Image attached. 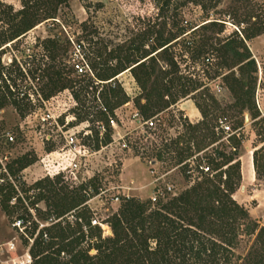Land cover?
<instances>
[{
    "label": "trees",
    "instance_id": "obj_1",
    "mask_svg": "<svg viewBox=\"0 0 264 264\" xmlns=\"http://www.w3.org/2000/svg\"><path fill=\"white\" fill-rule=\"evenodd\" d=\"M71 1L22 0L23 8L20 11L10 9V13L6 14L1 10L0 53L5 51L7 44L19 39L38 24L56 20L60 8L70 6ZM151 1L156 7L155 16H140L138 24L141 27L121 43L115 44L110 39H103L90 18L82 23L83 33L78 44L81 60L84 61L81 66L88 67V71L79 72L76 68L79 64L64 67L53 63L43 70L37 69L42 73L35 72L34 80L30 82L42 85L41 93L45 99L66 89L72 90L78 104L83 101L86 103L87 98L83 100L84 97H81L83 92L88 93L89 88L98 91L102 87L97 96L99 103L93 106L96 112L93 113L91 107H86L85 111L80 109L77 114L81 121H104L108 125L104 141L99 140V131H96L97 148L100 147V142L107 144L111 141V121H116L115 112L131 101L117 81L120 74L126 71L132 73L140 89L133 101L144 120L168 111L181 99L200 89L197 81L182 74L176 60V44L199 29L224 24L220 20L207 18L203 25L190 27L192 23L183 19V9L188 5L194 4L207 9L212 6L213 0ZM86 6L89 9L90 3ZM246 17L247 20L254 18L255 21L248 27L243 26V21L240 22L243 26L241 33L231 34L223 41L221 49L225 58L229 55L232 58L231 63L224 59L223 65L230 70L238 67L240 77L235 73L224 77L226 86L236 98L235 106L239 111L242 114L249 111L257 116L254 86L256 78L253 74L258 71V66L246 43L264 33V21H261V13L255 8ZM148 41L152 44H147ZM53 43L50 39L47 44L44 43L47 52L51 51L50 44ZM191 47L189 46L190 50L193 48ZM50 56L53 61L56 59L52 52ZM207 59L210 60L208 57ZM2 78L3 75L0 81ZM7 80L13 83L8 85L5 82L4 86L0 84V111L13 106L25 117L33 108L32 99L29 93L19 92L20 86L15 79L7 77ZM76 87H80V90L75 91ZM15 88L19 93L12 91ZM97 99L95 96L96 102ZM198 108L206 117L207 114L199 105ZM93 114H97V119H90ZM238 125L242 127L243 122ZM186 126L187 131L183 135L172 139L170 143H163V147L153 155L157 161L168 160L173 166L182 165V171L194 183L176 192L162 189L164 194L155 202L151 198H121L119 210L104 220L113 231L112 236L105 238L101 227L92 226L93 214L87 204L89 196L105 191L104 176L96 174L87 182L72 188L59 175L54 181L45 177L33 185L25 182L19 184V174L35 162V157L26 153L8 162L6 170L9 174L0 185V198L3 208L11 215L20 214L17 218L26 230L31 229V236H35L30 250L33 264H264V227H260L249 211L234 198L242 180L238 154L241 144L237 137L239 131L228 139L233 142V151L227 153L226 150L215 148L197 159L199 174L194 178L190 173L192 167L187 161L194 155L191 144H198L197 152H201L219 138L216 137V125L211 126L205 119L203 123L196 125L186 121ZM203 130L206 132L202 133ZM3 135L6 136V132ZM7 143L15 144L8 140ZM185 143L184 147L182 144ZM133 147L137 148L136 145ZM203 161L206 165L202 164ZM255 164L257 165V161ZM205 168L209 170L206 171ZM58 170L55 171L56 174ZM159 188L157 186L155 190L158 191ZM15 197L17 203L11 206ZM41 200L46 202L45 211L37 207ZM71 212L76 217L74 222L66 220L65 224L52 223ZM46 223L51 224L41 227V224ZM85 226L91 232L93 246L98 249L95 256L90 255V248L82 247L87 234ZM253 236L256 238L250 250L246 254L241 253L239 249L243 237Z\"/></svg>",
    "mask_w": 264,
    "mask_h": 264
},
{
    "label": "rangeland",
    "instance_id": "obj_2",
    "mask_svg": "<svg viewBox=\"0 0 264 264\" xmlns=\"http://www.w3.org/2000/svg\"><path fill=\"white\" fill-rule=\"evenodd\" d=\"M88 3H90L89 9L86 6ZM22 8V0H0V11L3 10L6 14L10 13V9L17 12ZM252 8L261 13V21H264V0H213L212 6L207 9L194 4L183 9V19L185 22L192 23L190 27L203 25L207 18L224 22V24L209 25L207 28L199 29L194 34L186 36L185 40L181 39L175 46L176 60L180 64L182 74L188 79L192 78L197 81L200 84V89L181 99L170 110L152 117L151 119H154L156 124L154 127H149L144 125L145 120L141 114L142 124L139 125L135 121V112L139 111L133 99L140 93V89L132 73L126 71L120 74L117 81L122 85L131 101L116 110L117 127L110 134L111 141L107 144L100 142L99 148H97L96 137V131H99V122L94 120L97 119V114L90 116V119L93 118L94 121L86 122L84 120V123L77 114L80 109L85 111L86 107H91V111L96 112L93 106L99 103L97 96L103 89L102 87L98 91L95 88H89V92H83L81 96L84 97L83 100L87 98L86 103L83 101L79 106H73V100L70 98L72 90L66 89L54 95L53 98L45 99L41 93L42 85L37 82L33 85L30 82L34 80L35 72H37L36 74L42 73L37 69L43 70L53 63L64 67L84 64L78 44L83 33L82 23L84 21L90 18L91 22H94L99 29L103 39H110L115 44L121 43L124 39L133 36L141 27L138 24L140 16H155L157 11L152 1L72 0L70 6L60 8L56 20L44 21L19 39L7 44L5 51L0 53V77L3 75L0 84L4 86L6 82L11 85L13 82L7 80V77L15 79L17 85L20 86L19 92L29 93L33 108L25 117L19 114L13 106H8L0 111V160H2V162L0 161V185L9 174L7 170H4L6 164L26 153L32 154L35 157V162L19 174V184L25 182L28 185H33L45 177L54 181L59 175L63 176L65 182L72 188L81 185L80 181L84 183L96 174H101L104 176L103 188L105 191L93 197L89 196L87 204L93 218L104 221L120 208V201L115 199L116 196L131 195L147 200L154 195L157 186L161 189L167 188L168 185L174 186L173 191L176 192L194 183L191 177H186L182 171V165L173 166L168 160L157 161L153 153L163 147V143H170L172 139L183 135L187 131L186 121L196 125L203 123L205 119L211 126L216 125V137L219 140L201 152H197L198 144H194L195 142L191 144L194 155L187 161L192 167L190 172L192 177L198 176L197 166L199 163L197 159L203 157L205 153L212 152L215 148L226 150L227 153L233 151V142L228 139L236 131H239L237 137L241 144L238 154L241 162L242 180L240 187L234 193V198L249 211L251 217L259 223L260 227H264V33L246 43L257 66L260 63L262 68V73L258 67V71L253 74L256 78L254 86L257 107L255 113L259 114L257 116L249 111L242 114L235 106L236 98L226 86L224 75L231 76L230 73H235L237 77H240L239 68L235 67L230 70L228 66H224V59L231 63L232 58L231 55L225 58L221 50L223 41L228 39L231 34L234 32L240 34L243 26L248 27L255 21L254 18L247 20L246 17ZM0 16H2L1 13ZM242 21L244 22L243 26L239 24ZM49 39L54 42L50 44V52L56 58L54 61L51 59L50 52H47L44 47ZM86 43L84 42V44ZM147 44L150 45L152 42L148 41ZM189 46L193 48L191 47L190 50ZM162 64L166 65L165 62ZM78 90L80 87L75 88V91ZM12 91L19 93L16 88ZM95 96L98 102H96ZM20 97H23V94H20ZM186 100H192L197 108L199 105L207 114L206 117L200 111L202 117L200 121H192L180 107V104ZM50 110L56 117L61 115L57 122L43 121ZM70 116H76L78 120L70 122L68 126L66 117ZM217 117L219 118L217 119ZM242 122L243 126L241 127L238 124ZM101 123L106 124L104 121ZM87 125H90L89 128ZM226 126H229L230 130H227ZM72 127L75 129L74 131H79L76 136L80 142L85 141L91 147L100 149L79 159L77 172L80 181L68 179L71 175L70 170L62 172L61 175L55 173L56 170L63 169L69 164L68 158L60 152V149L66 145L67 137L64 132ZM86 130H90V139L85 137ZM9 131L15 137L17 136L13 142L15 144L7 143L6 136L3 135L4 132ZM205 132V130L202 131V133ZM105 135L107 134L102 135L99 132V140H105ZM144 136L146 137L143 138ZM114 137L117 140H114ZM119 137H125L129 147L123 148L119 143ZM16 141L18 142L16 143ZM134 145L137 148L134 149ZM182 145L185 147L186 143ZM202 164L206 165L204 161ZM18 187L20 189V185ZM15 203H17L16 197L12 199L10 205L13 206ZM46 206L44 200L37 204V207L42 211L47 209ZM33 211L36 214L35 209ZM19 215L18 213L9 214L3 208L0 198V264H12L13 260L22 261L34 244L35 236H31V229L26 230L23 225H18L17 217ZM36 217L38 218L37 214ZM42 222L46 221L42 220ZM90 235L91 232L86 234V240L82 247L90 248V255L95 256L98 254V249L93 246L94 243ZM112 235L113 231L110 235L104 236L103 234V237ZM255 238V236L243 237L239 251L246 254ZM12 244H14V248H11Z\"/></svg>",
    "mask_w": 264,
    "mask_h": 264
},
{
    "label": "built area",
    "instance_id": "obj_3",
    "mask_svg": "<svg viewBox=\"0 0 264 264\" xmlns=\"http://www.w3.org/2000/svg\"><path fill=\"white\" fill-rule=\"evenodd\" d=\"M258 67H259V70L260 72L262 73V68H261V65L260 63H258ZM76 68L79 70V72H84V71H88V67H84V66H81V65H77ZM53 98V97H52ZM70 98L73 100V103L74 105L73 106H79L78 102L76 101V99L74 98L73 94L71 93L70 94ZM61 115H59L58 117H56V115H54L51 110L49 111V113L43 118V121L46 122V121H49V122H57L58 118L60 117ZM134 117L136 118L135 121L136 123H138L139 125L142 124V119L140 117V113L139 112H135V115ZM77 121L78 118L76 116H70V117H66V123L67 125L69 126L70 125V122H73V121ZM85 122V121H84ZM82 121V123H84ZM86 122H89V120H86ZM99 124H98V129H99V132L103 135V134H106V132L108 131V127L106 124L104 123H101V121H98ZM112 129H116L117 127V122L112 120ZM144 125H148L149 127H154L156 122L154 121V119H151V120H145L144 122ZM74 126V125H73ZM90 125H87V127L89 128ZM227 130H230V127L229 126H226L225 127ZM74 127H72V129H67L64 134L66 133L65 137L66 138V145L63 149H60V152H62L63 155H65L68 160H69V164L68 166L64 167L63 169H59L57 171V173H60L62 174V172L64 173L66 170H70V177H68V179H72V181H80L79 177H78V168H79V159L81 157H85L89 154H92V152H97L99 151L100 149H96V148H93L91 147L90 144H87L84 140V142H80L78 137L76 136L77 133L79 131H74ZM85 134V137H88V139H90V130H86L84 132ZM119 135V134H118ZM6 138L8 140V142L10 143H13L15 142V135L12 133V132H7L6 133ZM114 140H117L115 137H114ZM119 143H121V145L123 146V148H127L129 147V144L128 142H126L125 140V137H119ZM2 162V160H0ZM4 170H6V166L4 167ZM206 171L209 170V168H205ZM66 178V177H65ZM80 184H81V181H80ZM173 186H170L168 185L167 186V190L169 192H172L173 191ZM164 194V191L159 188L158 191L155 190L154 192V195L151 197L152 201H157V198L161 195ZM123 197H126V198H131V197H134V196H131V195H121V196H116V200L118 201H121V198ZM67 218V219H65ZM76 219V217L74 216V212H71L70 214L66 215L65 217H61L59 219H55L52 223H56V222H63L64 224L66 223V220H69L71 222H74ZM81 221V220H80ZM82 222V221H81ZM19 226L22 225V222L21 220H19V222H17ZM51 223H46V224H41V227L43 226H48L50 225ZM92 226H99L102 228V232L104 234V236L107 234V235H110L111 232H112V228L110 226L109 223L107 222H104V221H100L98 219H92ZM24 227V226H23ZM84 230L88 233V227H84ZM14 244L11 245V248H14ZM34 262V259L32 257V254L30 252V249L27 251V254L25 256V258L21 261V260H13V263L12 264H33Z\"/></svg>",
    "mask_w": 264,
    "mask_h": 264
},
{
    "label": "crops",
    "instance_id": "obj_4",
    "mask_svg": "<svg viewBox=\"0 0 264 264\" xmlns=\"http://www.w3.org/2000/svg\"><path fill=\"white\" fill-rule=\"evenodd\" d=\"M180 107L183 111L186 112L187 116L192 120V121H200L201 113L200 110L197 108L195 103L192 100H186L185 102H182L180 104Z\"/></svg>",
    "mask_w": 264,
    "mask_h": 264
}]
</instances>
